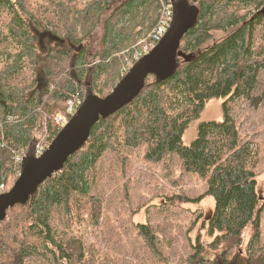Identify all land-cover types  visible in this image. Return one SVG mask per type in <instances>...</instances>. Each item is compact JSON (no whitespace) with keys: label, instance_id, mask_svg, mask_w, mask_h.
<instances>
[{"label":"trees","instance_id":"1","mask_svg":"<svg viewBox=\"0 0 264 264\" xmlns=\"http://www.w3.org/2000/svg\"><path fill=\"white\" fill-rule=\"evenodd\" d=\"M188 1L198 7V18L181 40L172 74H150L129 103L99 119L62 169L27 202L8 209L0 220V264L45 258L51 264H105L86 246L105 209L95 187L97 162L107 152L144 142L149 160L176 151L188 171L210 175L207 193L214 204L198 225L193 253L181 264H236L240 257L243 264H264L261 207L256 211L264 204L257 194L259 150L241 142L232 113L234 101L252 97L264 68V0ZM157 11V0H0V193L18 178L14 154L33 155L40 137L52 142L62 128L57 114L69 120V99L112 90L142 49ZM99 24L101 50L92 62L88 48ZM39 31L67 44L48 42L45 48ZM216 32L224 35L209 43ZM213 97H226L223 119L202 121L197 137L185 145L184 132Z\"/></svg>","mask_w":264,"mask_h":264},{"label":"rangeland","instance_id":"2","mask_svg":"<svg viewBox=\"0 0 264 264\" xmlns=\"http://www.w3.org/2000/svg\"><path fill=\"white\" fill-rule=\"evenodd\" d=\"M102 31L103 26L99 24L89 43L92 62L97 61L94 55L101 50ZM223 35L216 32L209 43ZM48 44L45 40L44 47ZM129 65L132 60H128L125 67ZM39 81L38 90L42 92L46 86L44 80ZM225 99L213 97L205 102L200 115L191 121L182 136L185 145H190L197 137L202 121L223 119ZM232 113L241 142L249 141L253 149L259 150L255 168L257 194L264 200V68L252 97L234 101ZM148 148L147 142L136 147H121L118 152L103 154L97 162L95 187L103 196L105 209L86 246L91 255L105 264L185 262L194 251L191 243L199 234L198 225L214 204L207 193L210 175L188 171L176 151L161 160H149ZM260 207V240L264 243V204L259 203L256 211ZM253 229L254 221H251L243 232L245 242ZM200 236L210 240L204 233ZM28 263L51 264L46 258L30 259ZM236 264H243L241 257Z\"/></svg>","mask_w":264,"mask_h":264},{"label":"water","instance_id":"3","mask_svg":"<svg viewBox=\"0 0 264 264\" xmlns=\"http://www.w3.org/2000/svg\"><path fill=\"white\" fill-rule=\"evenodd\" d=\"M173 3L174 17L161 40L133 64L107 95L86 96L42 155L24 157L17 180L9 190L0 193V220L6 217L9 208L27 202L40 185L62 169L69 156L88 140L99 119L129 103L150 74L155 73L160 78L172 74L181 40L196 23L199 12L188 0H173Z\"/></svg>","mask_w":264,"mask_h":264},{"label":"built area","instance_id":"4","mask_svg":"<svg viewBox=\"0 0 264 264\" xmlns=\"http://www.w3.org/2000/svg\"><path fill=\"white\" fill-rule=\"evenodd\" d=\"M158 3V17L154 26L149 30L144 41L145 44L140 51H136L132 60L138 59L141 55L148 52L165 34L168 26L173 18V2L172 0H157ZM78 100H70L68 103V112L73 113L78 104ZM57 120H62V117H58ZM47 143L39 142L36 145V154L40 155L46 148ZM15 161H22V155L14 154Z\"/></svg>","mask_w":264,"mask_h":264},{"label":"flooded vegetation","instance_id":"5","mask_svg":"<svg viewBox=\"0 0 264 264\" xmlns=\"http://www.w3.org/2000/svg\"><path fill=\"white\" fill-rule=\"evenodd\" d=\"M38 38H39V44L41 46H45L44 45V41L46 40L47 42H52V43H58V44H62V45H66V40H63V38H61L60 36L52 33L51 31H39L37 32ZM58 36V37H57ZM208 211V209H207Z\"/></svg>","mask_w":264,"mask_h":264},{"label":"bare ground","instance_id":"6","mask_svg":"<svg viewBox=\"0 0 264 264\" xmlns=\"http://www.w3.org/2000/svg\"><path fill=\"white\" fill-rule=\"evenodd\" d=\"M237 251V250H236Z\"/></svg>","mask_w":264,"mask_h":264}]
</instances>
